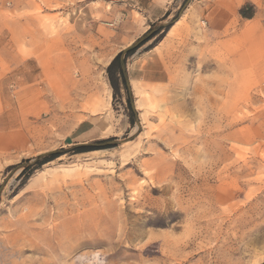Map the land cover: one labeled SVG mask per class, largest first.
<instances>
[{
    "label": "rangeland",
    "instance_id": "374dc122",
    "mask_svg": "<svg viewBox=\"0 0 264 264\" xmlns=\"http://www.w3.org/2000/svg\"><path fill=\"white\" fill-rule=\"evenodd\" d=\"M184 1L0 0V264L264 262V0Z\"/></svg>",
    "mask_w": 264,
    "mask_h": 264
},
{
    "label": "water",
    "instance_id": "95a60500",
    "mask_svg": "<svg viewBox=\"0 0 264 264\" xmlns=\"http://www.w3.org/2000/svg\"><path fill=\"white\" fill-rule=\"evenodd\" d=\"M192 0H185L184 3L182 4L181 8L179 9V12H178V16H181V14L183 13V11L187 8V6L189 5V3L191 2ZM167 25V23H162L160 26H163L165 27ZM158 27H154V28H151L150 30L146 31L144 34H142L135 42L129 44L128 46H126L121 52H120V55H119V62H120V67H121V71H122V74L124 76V81H125V85H126V88H127V91L130 93L131 92V88H130V82H129V79L127 78V74H126V65H125V61H124V56L125 54L134 49V48H137L139 47L141 44H143L144 42H146L147 40H149V38H151V36L154 34V32L156 31ZM130 108L132 110V112L134 113V115L137 117V112H136V107H135V102L130 100ZM136 125L139 129L140 127V122L137 120L136 121ZM131 136H129L128 138H125L123 140H116V139H112V140H106V141H102V142H94V143H90V142H82V143H78V144H75L73 147H78V146H87V147H101V146H105V145H115V144H118L119 142L121 141H127L130 139ZM61 151H64L63 149L62 150H51V151H48V152H44L42 154H40L38 156V159H41L43 157H46V156H50V155H53V154H57ZM14 171L10 172L5 180L3 181V183L0 185V198H1V192L3 190V187L5 186L7 180L11 177V175L13 174Z\"/></svg>",
    "mask_w": 264,
    "mask_h": 264
},
{
    "label": "trees",
    "instance_id": "16d2710c",
    "mask_svg": "<svg viewBox=\"0 0 264 264\" xmlns=\"http://www.w3.org/2000/svg\"><path fill=\"white\" fill-rule=\"evenodd\" d=\"M240 14L243 16V17H246V18H251L252 17V14H246V13H244L243 12V7L240 9ZM132 50H130V51H128V53H130ZM127 53V54H128ZM119 55H120V53L113 59V61L111 62V64L109 65V68L113 65V63H114V61L116 60V59H118L119 58ZM73 149H75V150H77V151H85V149H87V150H89V147H87V146H78V147H74ZM91 149V148H90ZM46 161H48V160H45L44 162H46ZM44 162H42V163H44Z\"/></svg>",
    "mask_w": 264,
    "mask_h": 264
},
{
    "label": "crops",
    "instance_id": "0c3cea01",
    "mask_svg": "<svg viewBox=\"0 0 264 264\" xmlns=\"http://www.w3.org/2000/svg\"><path fill=\"white\" fill-rule=\"evenodd\" d=\"M171 1V0H170ZM84 125H86V124H82V126L81 127H83V130H85V126ZM261 264H264V262L263 263H261Z\"/></svg>",
    "mask_w": 264,
    "mask_h": 264
},
{
    "label": "bare ground",
    "instance_id": "6f19581e",
    "mask_svg": "<svg viewBox=\"0 0 264 264\" xmlns=\"http://www.w3.org/2000/svg\"><path fill=\"white\" fill-rule=\"evenodd\" d=\"M211 72V71H210ZM221 74V73H220ZM225 74V73H224ZM206 83V82H205ZM215 86V85H214ZM202 90V89H201ZM195 94V93H194ZM213 100V99H212ZM179 140V139H178ZM222 158V157H221ZM225 211V210H224Z\"/></svg>",
    "mask_w": 264,
    "mask_h": 264
}]
</instances>
